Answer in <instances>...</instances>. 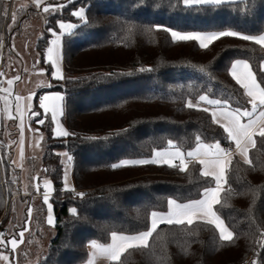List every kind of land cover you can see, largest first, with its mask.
I'll return each instance as SVG.
<instances>
[{
	"label": "trees",
	"instance_id": "16d2710c",
	"mask_svg": "<svg viewBox=\"0 0 264 264\" xmlns=\"http://www.w3.org/2000/svg\"><path fill=\"white\" fill-rule=\"evenodd\" d=\"M135 3L50 2L64 7L49 12V31L44 30L38 39L37 50L40 64L51 78L47 89L63 93L62 122L69 135L53 134L51 117L38 102L43 90H38L30 112L39 113L34 117L36 122L44 120L38 127L46 132L42 161L50 178L56 234L35 264H81L89 256L92 240L108 243L112 232L146 231L151 213L167 210L171 198L181 202L201 198L203 190L214 183L202 175V165L195 159H187L186 171L165 164L112 165L151 159L157 150L171 148L169 141L183 151L199 143L229 144L227 133L211 115L209 107L215 106L199 102L197 108H188L187 102L197 103L198 97L206 94L210 99L226 100L230 108H251L245 90L230 74V66L237 59L247 60L264 85V72L260 70L264 46L223 37L204 49L195 41H173L169 33L155 28L264 34V0H255L254 9L237 0L217 10L211 5L173 8L168 6L169 0H146L145 6L133 7ZM11 5L12 0H0L3 52L15 29L36 11L32 4L22 8L18 22L12 26ZM78 5L86 6L87 24L72 15ZM61 21L76 22L80 27L72 30L74 35H63L64 79H56L51 63L45 59V49L49 38L60 32ZM5 59L6 54L4 63ZM140 68L151 70L142 72ZM109 73L115 75L109 77ZM205 107L209 111H203ZM1 120L0 110V233L6 236L11 220L7 210L15 196L24 195ZM255 138L257 147L250 152L252 165L238 155L232 158L225 185L231 190L222 193L221 204L215 205L233 231L231 242L221 240L218 230L203 221L192 225L163 223L150 238L148 248L129 250L120 264H264V146L258 135ZM61 150L71 157L72 186L65 185ZM42 204L38 213L45 208ZM73 208L77 210L75 215Z\"/></svg>",
	"mask_w": 264,
	"mask_h": 264
},
{
	"label": "snow or ice",
	"instance_id": "6c2138e0",
	"mask_svg": "<svg viewBox=\"0 0 264 264\" xmlns=\"http://www.w3.org/2000/svg\"><path fill=\"white\" fill-rule=\"evenodd\" d=\"M35 6L39 8L43 3V0H34ZM71 2V0H70ZM237 0H169V7L183 6L185 9H192L195 7L203 8V6L211 5L214 6V10L220 9L224 6H228L236 3ZM248 7L254 9L256 7L255 0H242ZM146 0H136V3L133 7L145 6ZM64 7L63 4H60L57 7H52L51 5L43 7L44 13L49 12H58ZM86 9L81 7L79 10L72 13V15L78 17L84 24L88 23V19L85 15ZM5 14H7L5 12ZM247 14V12H246ZM13 21H15V14L12 15ZM78 24H65L63 22L59 23V28L65 30L61 32L60 35H57L55 40L52 41V44L56 46V59H52V54L54 49L49 47L47 49L48 58L52 64L56 65L55 72L52 73L58 79H64L62 74V69L60 62L62 60V55L60 53V41L61 36L67 33L68 35H74L71 31L73 29L79 28ZM157 30H163L170 34L173 41H195L198 43V46L204 49L209 48V46L220 40L223 37H237L245 41H252L256 45L264 46V34L252 35L245 34L237 30H219V31H208V32H182L173 30L170 27H163L156 25ZM51 30V29H50ZM151 31V28H149ZM151 69L140 68L139 71H146ZM260 70L264 72V65L260 67ZM230 74L236 80V82L245 90L246 96L249 98V103L251 109L248 108L239 109V108H230L228 102L221 101L219 99H210L208 95H200L198 97V102L193 103L192 100L187 102L188 108H197L199 102H206L207 105L216 106L219 111H213L211 113L213 120L217 124H221L224 131L227 133V138L234 142L237 153L241 157L244 163L252 165L253 161L249 158V150L256 149L257 141L256 136L261 139L262 146H264V127H259L257 132L258 121H264V87H261V84L257 80V75L253 71L252 65L248 63L247 60H235L230 66ZM3 75V73H0ZM115 74L109 73L108 76L111 77ZM14 79L19 80L20 77L17 76ZM8 85L13 84V80L9 79L7 81ZM4 92H9L8 88L2 89ZM31 96L27 99L31 100ZM5 99H7L5 97ZM23 98L16 96L15 100L17 101L16 111L22 113L20 106V101ZM51 101L52 105L49 107L47 102ZM63 102L64 96L60 93L45 95L40 100V106L45 109V111H51V119L56 122V136H68L69 133L63 129L60 124L58 116L63 115ZM203 111H209L207 107L202 109ZM257 119H253L254 114H257ZM34 115H39V113H34ZM20 119V116L16 117ZM244 118H248L247 122H243ZM41 125L44 124V120L40 119L38 121ZM21 142L23 141V121L21 120ZM124 131H127L125 129ZM86 139L90 140H99L107 139V137H87ZM169 146L175 148V151H157L153 158L151 159H139V160H124L119 164H114L112 167L119 168L126 165H144V164H165L170 167H178L181 171L187 170V164L184 162L185 154L182 153L178 147L172 144L169 141ZM203 150V151H202ZM67 156V153L64 154ZM189 158H196L199 155H205L210 157V159H200L198 162L203 166L202 175L204 177L211 178L214 187L205 188L202 193V199L193 200L188 203H177L175 199L168 201L169 210L167 214L158 213L153 211L151 213L150 226L148 230L139 232L135 235H123L117 234L116 232L111 233V243L107 245H102L95 240L90 242L91 253L90 258L88 259L87 264H96V258L98 255L105 257L110 264H120L122 256L125 253L129 252L131 249L138 248H148L149 240L153 237V234L157 232L159 225L166 224H178V225H192L196 221H203L207 224L213 225L219 232L220 239L223 241L231 242L234 239L233 233L228 230L225 226L223 219L213 210L214 205L221 204V194L225 191H230L231 189H226L225 185L227 184L226 173L229 169V166L232 163V152L222 148L219 142L214 145H206L199 143L195 151H189L186 153ZM70 160L71 157H68ZM174 159H179L180 163H173ZM67 170H65L64 180L67 182ZM48 182L45 181V186L47 187ZM74 190V189H73ZM37 191L39 187L37 186ZM78 196L83 197L84 193H77ZM43 201L47 205L48 216L46 221L48 225L54 226V218L52 215L53 205L48 203L49 194L47 191L43 194ZM31 207L28 209V218L31 217ZM71 212L75 215L77 210L75 208L71 209ZM27 227L24 230L20 231L17 236L19 237V242H23L24 232L27 231ZM3 236V233H0V237ZM0 244L5 246L10 245L13 250L18 246V240L14 236L11 240L5 241L0 240ZM261 246L264 247V241L261 242ZM0 259L5 261L9 260V257L6 255L0 254Z\"/></svg>",
	"mask_w": 264,
	"mask_h": 264
},
{
	"label": "rangeland",
	"instance_id": "374dc122",
	"mask_svg": "<svg viewBox=\"0 0 264 264\" xmlns=\"http://www.w3.org/2000/svg\"><path fill=\"white\" fill-rule=\"evenodd\" d=\"M15 0H12V5ZM18 6L16 10L11 9L10 14H15V21L12 20V26L18 22L20 12L22 8L30 6L32 4L36 9L35 12L32 11L30 17L24 18V22L15 29L11 43L8 45L4 52L6 54L5 65L7 69V78L2 87H0V110L2 113L1 123L4 128V139L8 145L12 147L13 156L12 161L15 167L20 172V191L24 193V197L21 195L15 196L13 199L12 205L8 208L9 214H11L10 223L7 225V235L2 236L0 240L7 241L11 240L16 236L18 240V246L15 250L11 248L10 245L5 246L0 244V254L6 255L9 257L8 261L0 259V264H35L39 261L47 252L49 244L52 238L56 234L55 225H48L46 218L48 216L47 205L43 201V196L33 197L32 201L29 200V196H32L31 192L35 189L37 191V186L43 185L41 191H49L50 178L46 173L42 161L43 157V142L46 137L45 130H41L38 125L40 123L34 120V113L30 112L34 107V100L37 94V91L42 89L41 96L60 93L63 96L61 91H55L47 89L50 87V78L47 74L46 68L40 63L37 42L38 39L43 35L44 30H48L46 27V19L49 13L43 12V7L51 5L52 0H43V3L39 8L35 6L34 0H16ZM54 1H63V0H54ZM11 5V6H12ZM57 5V4H56ZM56 5H51L56 7ZM15 6V5H14ZM81 7L86 9L84 5H78L73 12L79 10ZM86 15V12H85ZM78 18V17H77ZM79 19V18H78ZM80 20V19H79ZM63 22V21H61ZM80 22H82L80 20ZM65 24H77L76 22H63ZM49 31V30H48ZM65 30L60 29V32L57 35H60L61 32ZM72 31V30H71ZM53 34L52 36H57ZM52 59H56V46L53 48ZM63 50V36H61L60 41V53L62 55ZM3 52V47L0 48V63L1 55ZM46 60L47 62L51 61L48 58V53L46 51ZM53 73L55 72L56 65L52 64ZM60 66L63 74V56L60 62ZM19 76L20 79L16 80L15 77ZM54 78L57 79L53 75ZM9 79L13 80V84L8 85L7 81ZM259 82V81H258ZM260 83V82H259ZM261 84V83H260ZM262 87L264 85L261 84ZM8 88L9 92H4L2 89ZM20 96L23 99L19 102L22 113L16 111L17 101L15 100L16 96ZM31 96V100L27 98ZM5 97L7 99H5ZM195 103L194 100H192ZM49 107H51L52 102H47ZM203 105L204 104H200ZM41 107V106H40ZM42 111L49 114L51 117V111H45L42 108ZM213 111H219L217 107H209ZM20 116V119L16 117ZM62 125L63 129L65 126L62 122V116L57 117ZM248 118H244L243 122H247ZM21 120L23 121V141L21 142ZM52 120V119H51ZM53 122V134L55 135L56 122ZM56 136V135H55ZM60 137V136H57ZM205 144V143H203ZM215 144V143H213ZM206 144V145H213ZM220 144V143H219ZM172 148V147H171ZM174 149V148H172ZM172 149H162L161 152L169 151L172 152ZM181 150V149H179ZM184 152V151H181ZM186 153L189 152L185 151ZM251 148L249 150L250 158ZM62 160L67 170V182L65 185L72 186L73 179L72 175L69 172L70 160L68 157L70 155L67 151L61 150ZM67 153V156L64 154ZM156 153V152H155ZM155 155V154H154ZM239 156V154L237 153ZM240 157V156H239ZM187 158L185 157V160ZM184 160V161H185ZM175 161V160H173ZM45 181L48 182L47 187L45 186ZM65 181V180H64ZM45 193V192H44ZM44 203V210L38 213L39 207ZM29 203V204H28ZM48 203H51L50 197ZM31 204V205H30ZM52 204V203H51ZM31 207V217L28 218V209ZM164 211V210H163ZM218 214V213H217ZM55 224V215L54 210L52 211ZM27 227V231L24 232L23 242H19V237L17 234L24 230ZM99 243V242H98ZM102 245H107L108 243H100ZM90 253L92 251L91 246ZM90 253L88 258L81 264H87L88 259L90 258ZM108 260L102 255H98L96 258V264L105 263Z\"/></svg>",
	"mask_w": 264,
	"mask_h": 264
},
{
	"label": "crops",
	"instance_id": "0c3cea01",
	"mask_svg": "<svg viewBox=\"0 0 264 264\" xmlns=\"http://www.w3.org/2000/svg\"><path fill=\"white\" fill-rule=\"evenodd\" d=\"M15 5V6H14ZM17 7H19L18 6V2L15 0L14 2H13V5H12V9L13 10H16V8ZM49 47H52V48H54L55 47V45H47V47H46V49H45V59H46V51H47V49L49 48ZM240 60H242V59H240ZM47 61V60H46ZM249 63V62H248ZM250 64V63H249ZM263 65H264V62H263ZM50 78V77H49ZM50 81H51V78H50ZM262 87V86H261ZM43 96H41L40 95V98H39V105H40V100H41V98H42ZM216 107V106H215ZM249 110L251 109V108H248ZM45 113V112H44ZM257 116H258V113L257 114H254V116H253V119H257ZM259 127H264V121H258V125H257V132L259 131ZM215 143H217V142H215ZM214 145V144H213ZM229 145H231V146H233V147H235V144H234V142H232L231 140H230V142H229ZM220 146L222 147V148H224L225 149V145L224 144H222V143H220ZM198 147V145L195 147V148H193V149H191V150H189V151H195L196 150V148ZM170 149H172V148H170ZM157 151H162V150H157ZM156 151V152H157ZM172 151H175V148L174 149H172ZM180 151H183V150H180ZM203 151V150H202ZM182 153H184L185 154V157L188 159L189 157H187V155H186V152L184 151V152H182ZM235 155H237V150H236V148H235V152L234 153H232V158L235 156ZM154 157V156H153ZM187 159L184 161L185 163H186V161H187ZM191 159H195V160H197V161H199L200 159H210V157H208V156H205V155H199V156H197L196 158H191ZM175 161H173V163H180V161H179V159H174ZM202 171H203V166H202ZM49 185V184H48ZM215 186V185H214ZM213 186V187H214ZM42 187H44L43 185L41 186V185H39V191H35V192H37V193H32L31 192V194H32V198L33 197H39V196H43V194H44V192H42L41 191V188ZM22 195H24V193H21ZM48 194H49V197H50V189H49V191H48ZM171 199H174V198H171ZM170 199V200H171ZM199 199H202V197L201 198H198V199H194V200H199ZM176 200V199H175ZM177 201V203H181V204H183V203H188V202H190V201H193V200H189V201H186V202H181V201H178V200H176ZM168 210H169V207L167 208V210H164V211H159V210H155L156 212H158V213H162V214H167V212H168ZM213 210L216 212V210H215V205L213 206ZM217 213V212H216ZM221 217V216H220ZM221 219H223L222 217H221ZM224 221V220H223ZM224 224H225V226L228 228V230L229 231H231L232 233H233V231L227 226V224L225 223V221H224ZM117 233V232H116ZM117 234H123V235H135V234H138V233H134V234H126V233H117ZM111 243V240H110V242H108V244H110ZM89 253H90V247H89Z\"/></svg>",
	"mask_w": 264,
	"mask_h": 264
},
{
	"label": "built area",
	"instance_id": "2783aa9c",
	"mask_svg": "<svg viewBox=\"0 0 264 264\" xmlns=\"http://www.w3.org/2000/svg\"><path fill=\"white\" fill-rule=\"evenodd\" d=\"M56 36H52L49 38L47 45H52V41L55 40ZM5 53L3 52L1 55V63H0V73H3V75H0V87H2L6 81L7 78V69L6 65L4 63ZM225 149L231 151L232 153L235 152V147L225 144ZM179 164V163H177ZM3 221V218H0V223ZM248 264H256L254 261H250Z\"/></svg>",
	"mask_w": 264,
	"mask_h": 264
}]
</instances>
